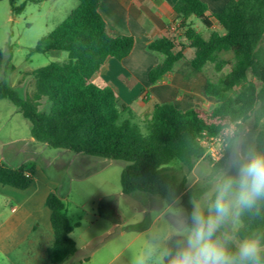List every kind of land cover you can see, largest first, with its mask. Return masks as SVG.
Instances as JSON below:
<instances>
[{
	"label": "trees",
	"instance_id": "obj_1",
	"mask_svg": "<svg viewBox=\"0 0 264 264\" xmlns=\"http://www.w3.org/2000/svg\"><path fill=\"white\" fill-rule=\"evenodd\" d=\"M7 1L12 13L21 11L15 0ZM77 1V7L30 51L66 52V61L49 62L30 73L34 80L30 98H21L0 80V100H9L29 121L30 136L48 148L125 162L120 174L122 194L139 191L166 201L180 199L190 212L192 202L197 203L209 187H186V178L177 180L171 174L170 162L177 160L191 171L202 160L210 162L199 140L202 133L214 136L231 124L240 128L250 118L257 128L264 120V0H231L217 13H210L200 0L175 1L178 25L147 44V51L160 56L148 72V81L154 84L169 74L185 58L186 48L192 50L187 62L194 71H202L208 63L217 72L225 66L229 71L216 82L206 81L204 93L217 100L214 107L180 110L172 104H155L144 119L145 134L132 123L133 113L118 103L112 89L93 81L107 58L121 61L130 54L133 38L107 27L98 12L102 0ZM193 18L207 30L206 37L193 26ZM213 23L223 32L214 30ZM9 59L8 50L0 51V74ZM42 99L49 104L47 111L38 110ZM254 145L257 152H264V131L257 130ZM226 158L227 153L213 163V173ZM34 173L32 165L0 164V184L25 190ZM45 205L53 233L47 259L58 264L75 253L69 235L79 223L69 222L55 192L46 196ZM252 231H264V209L259 217L241 216L238 237Z\"/></svg>",
	"mask_w": 264,
	"mask_h": 264
},
{
	"label": "rangeland",
	"instance_id": "obj_2",
	"mask_svg": "<svg viewBox=\"0 0 264 264\" xmlns=\"http://www.w3.org/2000/svg\"><path fill=\"white\" fill-rule=\"evenodd\" d=\"M61 4L58 0H15V5L22 9L19 13H12L8 1L0 0V51L10 52V59L3 64L0 80L4 79L21 98H30L34 93L32 71L49 62L67 59V53L60 51L30 54L40 38L65 18ZM193 26L203 37L207 36V30L195 18ZM190 54L191 51L187 55ZM182 64L185 65L186 61L180 60L177 66ZM187 70L196 78L216 82L229 71V67L225 66L217 72L213 64L208 63L202 71H194L189 65ZM216 103L215 99L203 93L193 106L209 110ZM48 107L46 99H42L38 110L47 111ZM132 123L138 126L141 133H146L143 119L134 118ZM258 129L264 131V120L257 128L254 127L253 118L240 128H235L225 149L226 162L217 173H213V163L208 160L198 162L191 171L173 160L169 164L171 174L177 180L186 178V187L207 184L208 192L197 202L206 205L222 172L229 171L233 152L238 151L241 155L249 151L257 152L254 137ZM0 164L9 167L27 164L35 169L32 184L25 190L0 184V221L10 215V205H15L21 212L23 200H44L48 193L55 192L64 204L69 222L79 223L70 235L78 247V253L73 258L80 260L81 264H127L125 257L129 256V248L122 256L110 261L107 259L108 248L115 244L118 249H124L135 237L136 244L144 243L143 255L147 256V264H152L153 257L149 253L154 245L162 247L167 244L163 238L172 231L174 209L181 206L177 204L179 199L166 201L139 191L122 194L120 174L126 165L123 161L51 149L35 141L30 136L29 121L7 99L0 100ZM24 207L31 209L25 215L26 225H30L33 217L38 216L42 228L44 222L41 221L38 205L26 204ZM120 233H123L122 237H118ZM84 243H88L86 249L81 248ZM6 248L0 252V264H21V247ZM91 252L95 253L94 258L86 263L85 258L90 257Z\"/></svg>",
	"mask_w": 264,
	"mask_h": 264
},
{
	"label": "crops",
	"instance_id": "obj_3",
	"mask_svg": "<svg viewBox=\"0 0 264 264\" xmlns=\"http://www.w3.org/2000/svg\"><path fill=\"white\" fill-rule=\"evenodd\" d=\"M58 1L62 3L61 7L65 17L78 5L77 0ZM175 1L102 0L98 7V12L107 27L117 34L132 37L134 43L130 54L123 60L107 58L93 81L98 86L112 89L118 103L126 105L131 110L133 119L147 118L155 104H172L177 109L181 108L180 110L193 108L194 102L200 100L204 93L206 80L196 78L187 70V65H189L187 61L192 56V50L189 48L185 49V58L181 59L186 61L185 65L177 66L179 60L175 63L173 70L163 79L154 84L148 81V72L158 63L160 56L147 51V44L152 39L167 36L168 27L173 29L178 25L179 18L173 11ZM200 1L207 6L210 13H217L231 0ZM212 28L220 33L223 32L216 23H213ZM189 51H191L190 56L187 55ZM130 94L133 95L129 96ZM45 198L44 200H23L20 204L21 212L15 205H10V215L0 221V252H4L7 249L6 246L9 250L21 247V264H50L47 259V249L52 244L53 233ZM26 204L38 205L41 221L44 222L42 228H40L38 216H34L32 223L26 225L25 215L31 212V209H25ZM72 233L73 231L70 234ZM170 234L171 232H168L164 236L163 242L170 243V240L166 239L170 237ZM69 236L74 241L71 235ZM122 236L123 233H120L118 237ZM74 243L75 253L58 264H81L80 260L75 261L73 258L78 253L77 244L75 241ZM136 243L137 237L131 239L124 249H118L113 244L108 248L107 259L110 261L122 256L123 252L129 248V256L125 257L127 264H132L139 257H144L147 264V256L143 255L144 243L141 245ZM87 244H82L81 248L86 249ZM94 255L95 253L91 252L90 257L85 258L86 263L90 262Z\"/></svg>",
	"mask_w": 264,
	"mask_h": 264
},
{
	"label": "clouds",
	"instance_id": "obj_4",
	"mask_svg": "<svg viewBox=\"0 0 264 264\" xmlns=\"http://www.w3.org/2000/svg\"><path fill=\"white\" fill-rule=\"evenodd\" d=\"M179 204V201H177ZM264 209V152L234 151L229 171L222 172L214 198L206 205L192 202L187 212L173 211L169 244L154 245L152 264H264V231L243 237L241 216L259 217ZM134 264H146L144 257Z\"/></svg>",
	"mask_w": 264,
	"mask_h": 264
},
{
	"label": "built area",
	"instance_id": "obj_5",
	"mask_svg": "<svg viewBox=\"0 0 264 264\" xmlns=\"http://www.w3.org/2000/svg\"><path fill=\"white\" fill-rule=\"evenodd\" d=\"M235 128V124H231L214 136L202 133L199 140L201 145L204 147L205 154L211 163H216L224 156L225 149L229 141L232 139Z\"/></svg>",
	"mask_w": 264,
	"mask_h": 264
}]
</instances>
